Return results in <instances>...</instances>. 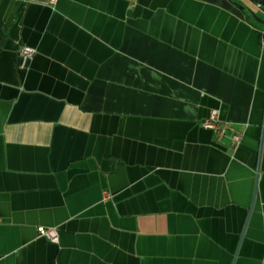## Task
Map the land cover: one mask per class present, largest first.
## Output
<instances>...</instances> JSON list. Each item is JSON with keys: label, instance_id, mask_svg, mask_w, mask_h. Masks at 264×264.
<instances>
[{"label": "crops", "instance_id": "obj_1", "mask_svg": "<svg viewBox=\"0 0 264 264\" xmlns=\"http://www.w3.org/2000/svg\"><path fill=\"white\" fill-rule=\"evenodd\" d=\"M236 1L0 0V264H264V8Z\"/></svg>", "mask_w": 264, "mask_h": 264}, {"label": "built area", "instance_id": "obj_2", "mask_svg": "<svg viewBox=\"0 0 264 264\" xmlns=\"http://www.w3.org/2000/svg\"><path fill=\"white\" fill-rule=\"evenodd\" d=\"M258 5H261V2H258ZM20 53L25 58H29L33 56V54L35 53V48L30 45H25L20 50ZM202 124L206 127L213 128L219 137L223 136L227 130H232L233 131L232 141H231L232 146H237L242 139L243 131L240 128L234 126L229 121H221L218 118L216 109H213L211 111V114L206 119L203 120ZM38 233L40 235H44L48 237L53 241H58L60 237L59 229L57 227H51V226L47 227L40 225L38 227Z\"/></svg>", "mask_w": 264, "mask_h": 264}, {"label": "water", "instance_id": "obj_3", "mask_svg": "<svg viewBox=\"0 0 264 264\" xmlns=\"http://www.w3.org/2000/svg\"><path fill=\"white\" fill-rule=\"evenodd\" d=\"M233 2H234L236 5H238V6L242 7V8L245 7L244 5H242L240 2H238V1H236V0H233ZM252 14L254 15V17H255L260 23H262V24L264 25V18H262L259 14H257V13L254 12V11H252Z\"/></svg>", "mask_w": 264, "mask_h": 264}, {"label": "trees", "instance_id": "obj_4", "mask_svg": "<svg viewBox=\"0 0 264 264\" xmlns=\"http://www.w3.org/2000/svg\"><path fill=\"white\" fill-rule=\"evenodd\" d=\"M258 2H261V5L264 8V0H257ZM5 36V32L2 28L1 21H0V46L2 45L3 38Z\"/></svg>", "mask_w": 264, "mask_h": 264}]
</instances>
